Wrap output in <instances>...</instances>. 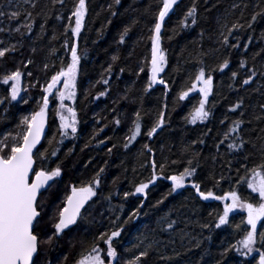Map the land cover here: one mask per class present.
Here are the masks:
<instances>
[{"label":"trees","instance_id":"16d2710c","mask_svg":"<svg viewBox=\"0 0 264 264\" xmlns=\"http://www.w3.org/2000/svg\"><path fill=\"white\" fill-rule=\"evenodd\" d=\"M33 2L36 3L35 9L23 0H0L4 12L20 10L23 13L26 9L32 12L34 20L31 33L21 37L14 29L26 19L23 14L18 20H10L7 16L0 18L3 21L0 28L4 29L0 32V50L15 46L14 51L0 58V78L16 70L23 74L21 92L14 102L10 101V87L0 83V98H9L0 104V133L15 132L23 117L30 118L39 111L45 95L43 88L52 75L71 63L70 51L64 46L67 40L69 46L77 44L81 56L75 102H64L66 107L76 110L78 130L75 134L69 130V136L61 142L57 114L59 100L54 91L50 97L48 133L39 148L40 152L47 150L48 155L46 159L37 156L35 167L36 170L40 167L61 168V176L43 198L47 215L56 211L55 205L70 194L72 186L87 185L99 169L104 168L97 195L84 212L83 219L67 233L58 247L44 246L41 249V264L47 260L53 264L75 263L94 243L106 248L97 237L101 232L116 228H123L121 236L114 241L119 264L135 259L144 250L148 251V256L141 258V264H241L242 261L258 264V252L248 257L240 256L235 250L227 255L221 254L224 248L243 238V228L250 227L246 225L247 213L239 209L230 213L231 226L225 225L221 229L213 226L211 230L201 228L202 224L214 225L217 212L222 214L224 203L231 201H203L190 184L198 182L202 190H211L215 195H223L232 189L243 199L250 196V202L259 199L246 184L239 187L237 184L246 175V169L264 163V16H259L251 28L247 27L251 15L264 9V0H179L162 29L161 47L167 65L161 78L169 88L156 84L148 91L145 88L150 76L149 29L160 6L159 0H121L119 5L114 0H86L88 11L79 38L73 37L70 31L66 34L68 17L77 0H65L64 5L54 4L53 0ZM193 3L198 10L197 24L174 31ZM233 4L240 7L234 9ZM57 16L61 19L57 20ZM237 21L245 28L229 39L241 47L225 48L219 43L221 23H228L231 27ZM125 28L130 30L125 43L120 44L118 41ZM237 36L238 40L235 39ZM113 56L118 57L115 62ZM225 57L230 60L229 68L224 72L212 71ZM28 60H32V64L25 67ZM197 60H203V64H198ZM242 60L244 68L239 67ZM109 66L112 67L110 74L106 72ZM142 67L144 72L139 71ZM200 67L205 69L206 76L210 73L213 77V95L209 96L206 106L212 114L206 123L192 124L186 117L199 106L201 96L193 91L187 99L180 101L178 94L190 87ZM253 70L256 72L253 82L243 85L242 80ZM29 71L31 76L27 74ZM232 71L238 73L235 80L231 77ZM102 78H109V84L101 83ZM62 86L63 81L57 85L58 88ZM101 91L108 94L96 99ZM241 100L242 109L230 112L229 109ZM161 111L165 113V125L149 138L146 132ZM136 112L141 116V134L125 148ZM117 118L121 121L119 126L114 123ZM234 119L244 121L240 135L248 143L239 152H233L225 145H220L217 152L215 145ZM235 135L230 134V137ZM101 140L104 143H100ZM200 140L204 142L199 143ZM145 144L152 153L143 147ZM52 149L57 150L55 156L50 154ZM152 160L157 163L158 174L159 165H164L162 175L165 177L182 172L188 160L193 161L196 174L186 180L189 187L171 195H168L171 181L160 179L146 190V199L137 195L125 200V192H133L140 182H148ZM109 196L111 199H107ZM141 203L142 208L139 207ZM137 209L139 216L129 221L128 217ZM117 216L120 219L114 224ZM165 216L176 221L173 230H168L166 223L163 224L165 230H161ZM235 225H240L241 230L234 231ZM259 231H264L260 225ZM209 235L211 240H206ZM198 240L201 241L199 247L196 246ZM255 247L264 251L260 244ZM65 255L67 261L63 260Z\"/></svg>","mask_w":264,"mask_h":264},{"label":"snow or ice","instance_id":"6c2138e0","mask_svg":"<svg viewBox=\"0 0 264 264\" xmlns=\"http://www.w3.org/2000/svg\"><path fill=\"white\" fill-rule=\"evenodd\" d=\"M23 3L30 4L31 8H36V3L33 0H23ZM53 3L61 5L65 4V0H53ZM116 5L121 3V0H114ZM179 0H159V7L154 14V23L149 29L151 35L149 36L151 42V58H150V76L147 81L145 91L150 90L154 85H163L165 89L169 88L168 83L161 78V73L167 65V57L162 50V29L165 26L166 18L173 12L174 7L178 5ZM19 7V6H17ZM239 4H233V8H239ZM246 8L247 5H244ZM86 0H77L71 15L68 17L69 27L66 29L71 32L73 37L79 38L82 29L84 28L85 17L87 15ZM197 6L195 3L184 13L183 19L178 22V27L174 31H178L181 28H188L197 24ZM24 15L26 19L22 21L14 31L19 33L21 37L30 34L33 28V16L32 12L24 10L23 13L20 10H14L11 12H4L2 6H0V18L7 16L10 20H18L21 15ZM113 15L116 13L113 12ZM259 16H264V9L258 12H254L250 19L247 21V27L251 28L256 22ZM74 17V26H72ZM241 18H243V11H241ZM57 20L61 19V16L56 17ZM3 21L0 20V23ZM41 25V30H43ZM245 25L240 24L239 21L234 22L229 27L228 23H221L219 43L225 48L239 49L241 46L239 43H232L230 37H233L234 33H238L241 29H244ZM23 30V31H22ZM128 28H125L119 38V43H125V37L129 33ZM4 29L0 28V32ZM203 36V33H201ZM236 40L239 37H235ZM251 40H249V43ZM2 43V41H0ZM65 47H68L71 54V63L62 67L56 74L51 76V80L43 88L45 95L42 97V106L39 111L34 112L31 117H23L20 123L16 126L18 130L15 132L6 131L0 133V264H41L40 253L44 246L55 248L59 246V242L67 235L69 231L73 230V226L78 224V221L83 219L82 210L86 211L85 205L88 204L93 197L97 195L96 189L100 187V176L104 172V168H100L99 172L93 177V179L87 184L80 187L72 186L70 194H66L60 204L55 205L56 211L51 215H47V210L43 205V198L45 193L53 187L57 178L61 176V168L56 166L53 169H46L40 167L39 170L34 168L36 163V157L46 159L48 152H37L34 154V149L40 144L44 135L45 124L47 120V110L49 107V96L56 92V99L59 100L58 116L60 120L58 131L61 133L62 139L69 136V130L71 134L77 132V112L73 107H66L65 101L75 102L76 89H77V76L79 72V66L81 63V56L78 54V46L73 43L69 46L68 41H65ZM15 46L12 48H4L0 50V58H3L9 51H14ZM245 50H247L245 48ZM35 51V49H33ZM204 55V54H202ZM118 59L117 56H113L112 60L115 62ZM198 64H203V60H197ZM32 64V60H28L25 67ZM230 66L229 58L225 57L221 63L217 65L212 71L224 72ZM47 69L48 65H44ZM240 68L245 67V62L242 60L239 64ZM124 71L123 68L120 70ZM140 72H144L142 67ZM107 73L112 72V67L109 66L106 69ZM29 76L32 73H27ZM264 74V73H262ZM22 72L20 70L13 71L0 78V83L9 85L10 87V101H16L21 92V78ZM237 71H232L231 77L233 80L237 77ZM255 70L252 71L248 78L242 80L243 85H249L253 82L255 77ZM110 78V77H109ZM109 78H102L100 81L104 85L109 84ZM63 81L62 88H58ZM196 91L200 94L201 99L198 101V107H194L189 113V117L186 119L190 123L196 124L206 123L211 116V109L206 107L209 104V96L213 95V77L209 73L206 76L205 69L200 67L195 76L194 82L190 84L187 90H181L178 94V100L183 101L189 97L190 92ZM107 91H101L95 98L99 99L101 96H106ZM166 96V93H165ZM8 96L0 98V104H4L5 100H8ZM9 101V102H10ZM27 103V100H24ZM214 107V105H213ZM243 101H238L232 106L229 111L237 112L238 109H242ZM167 108V104H165ZM66 113V114H65ZM243 111L240 112V116L243 117ZM141 116L139 112L135 113V120L133 126L129 129L128 142L124 147L128 148L130 144L136 141L137 137L141 134ZM114 123L119 126L121 121L117 118ZM223 123V121H221ZM244 121L242 119H234L231 126L225 131L223 138L218 144L215 145L217 152L220 151V145H225L227 149L233 152H239L244 149V146L248 141L244 140L240 135L241 127ZM165 125V113L161 111L155 121V123L146 132L147 137L152 138L156 135L157 131L163 128ZM103 131V129H100ZM235 133V136L230 134ZM200 140L199 143H203ZM51 143V142H50ZM100 143H104L103 140ZM149 153H152V149L148 145L143 146ZM112 151L111 148L108 149ZM52 156L57 154L56 149H52ZM176 163V161H173ZM229 166L231 162L229 161ZM152 174L148 182H140L135 186L133 192H125L123 194L124 199L127 200L129 196H141L144 199L147 198V189L150 185H154L157 180L168 179L171 181V187L168 195H171L177 190L189 187L186 184V180L195 176L196 169L193 166V161L188 160L187 166L182 172L175 175L163 176L164 165H159V173H157V163L155 160L151 162ZM250 176V178H249ZM223 178V177H222ZM219 183V182H217ZM240 184H246L247 188L251 190V193L258 194V201L250 202L252 198L249 196L247 199H243L236 190L230 189L223 195H215L211 190L204 191L201 188V184L198 182H192L190 187L195 190L196 196L203 201L218 200L222 202L231 201V203H224L222 214L217 212L214 225L212 223L202 224L201 228L221 229L222 226L230 225L229 215L239 209L241 212H246V225L250 227L243 228V238L238 241L237 244H230L224 248L222 255H227L230 251L235 250L237 254L243 257L251 256L254 252L259 253L258 264H264V251L255 247L260 244L264 247V231L258 232V225L264 229V163L259 164L251 168L246 169V175L240 179L237 187ZM111 199V197H107ZM163 201H160L162 203ZM140 208L143 207L141 203ZM123 206H121V211ZM139 209L133 211L128 217V220H132L134 217L139 216ZM120 217L117 216L113 221L115 224L119 221ZM127 223V221H125ZM167 225L168 230H173L176 221L170 220L167 216L162 218L161 230H165L163 224ZM241 230L240 225H235L234 231ZM123 228H116L110 232H101L97 240L102 241L106 248H101L98 243H94L87 253L82 252L75 264H119V256L114 241L121 236ZM259 237V239H258ZM206 240H211V235L205 237ZM201 241L196 242V246H200ZM151 247V245H149ZM148 251L144 250L135 259H130L125 264H141V258H146ZM68 257H63L64 261H67ZM44 264H53V261L47 260ZM222 264V262H218ZM245 264V262H241Z\"/></svg>","mask_w":264,"mask_h":264},{"label":"water","instance_id":"95a60500","mask_svg":"<svg viewBox=\"0 0 264 264\" xmlns=\"http://www.w3.org/2000/svg\"><path fill=\"white\" fill-rule=\"evenodd\" d=\"M54 92V91H53ZM50 97L51 96H49V100H50ZM50 109H51V104H50V102H49V107H48V110H47V120H46V124H45V129H44V135H43V137H42V139H41V142H40V144H38L37 145V148L36 149H34V154L37 152V150H39V148L41 147V145H42V143H43V141L45 140V138H46V135H47V133H48V129H49V111H50ZM36 167V163L34 164V168ZM58 179V178H57ZM50 183H52L53 184V182H50ZM88 205V204H87ZM87 205H85V208L87 207ZM84 210H82V212H83Z\"/></svg>","mask_w":264,"mask_h":264},{"label":"flooded vegetation","instance_id":"af4514ba","mask_svg":"<svg viewBox=\"0 0 264 264\" xmlns=\"http://www.w3.org/2000/svg\"><path fill=\"white\" fill-rule=\"evenodd\" d=\"M89 205H90V203L88 204V206L86 207V210L88 209V207H89ZM84 212L85 211H83V214H84ZM80 221H78V223H79ZM75 226H73V228H74ZM72 264H75L74 262L72 263Z\"/></svg>","mask_w":264,"mask_h":264},{"label":"rangeland","instance_id":"374dc122","mask_svg":"<svg viewBox=\"0 0 264 264\" xmlns=\"http://www.w3.org/2000/svg\"><path fill=\"white\" fill-rule=\"evenodd\" d=\"M165 70V69H164ZM163 73H161V75H162ZM21 80H22V78H21ZM6 86V85H5ZM7 86H9V85H7ZM12 102H14V101H12ZM66 114V113H65ZM58 119H59V116H58ZM60 121V120H59ZM251 191V190H250ZM254 195H258V194H256V193H253ZM228 202V201H227Z\"/></svg>","mask_w":264,"mask_h":264}]
</instances>
